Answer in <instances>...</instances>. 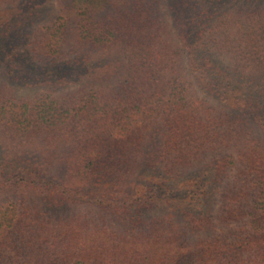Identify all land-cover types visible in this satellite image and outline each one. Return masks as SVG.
Wrapping results in <instances>:
<instances>
[{"label": "trees", "instance_id": "obj_1", "mask_svg": "<svg viewBox=\"0 0 264 264\" xmlns=\"http://www.w3.org/2000/svg\"><path fill=\"white\" fill-rule=\"evenodd\" d=\"M48 1L0 0V264H264V0Z\"/></svg>", "mask_w": 264, "mask_h": 264}, {"label": "rangeland", "instance_id": "obj_2", "mask_svg": "<svg viewBox=\"0 0 264 264\" xmlns=\"http://www.w3.org/2000/svg\"><path fill=\"white\" fill-rule=\"evenodd\" d=\"M45 7H47L50 10H56V1L55 0H50L47 2V4L45 5ZM37 25H32L30 28V31L32 29H34ZM27 34V33H25ZM26 36H21L18 38V44H19V50L21 55L26 58V59H32L33 57L28 49V46L26 44ZM0 81L6 83L7 85H9L10 87H15L16 92L19 95H38L41 94L42 92H44V89L39 88V87H32V88H27L24 86H19L16 83L10 81L5 75H3L2 73H0Z\"/></svg>", "mask_w": 264, "mask_h": 264}]
</instances>
